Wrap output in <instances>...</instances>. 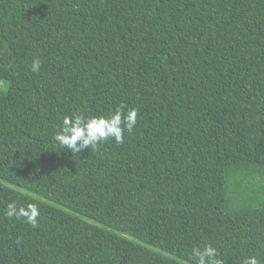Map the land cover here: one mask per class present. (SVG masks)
<instances>
[{
    "label": "trees",
    "instance_id": "obj_1",
    "mask_svg": "<svg viewBox=\"0 0 264 264\" xmlns=\"http://www.w3.org/2000/svg\"><path fill=\"white\" fill-rule=\"evenodd\" d=\"M121 106L123 143L59 150L65 115ZM205 245L264 264V0H0V264H197Z\"/></svg>",
    "mask_w": 264,
    "mask_h": 264
},
{
    "label": "clouds",
    "instance_id": "obj_2",
    "mask_svg": "<svg viewBox=\"0 0 264 264\" xmlns=\"http://www.w3.org/2000/svg\"><path fill=\"white\" fill-rule=\"evenodd\" d=\"M40 68L41 61L34 59L31 63V71L36 73ZM136 123L137 111L135 109L125 111L124 106L103 115L73 112L61 119L54 140L59 150L68 149L72 155L77 156L86 148L96 149L100 144L110 140H114L117 144L123 143L125 133H132ZM6 215L9 218L22 217L25 222L35 227L40 211L38 206L33 204L25 213H20L18 205L13 201L8 203ZM192 253L197 264H224L219 258L217 249L211 245L194 248ZM243 264H259V261L255 256H249L244 259Z\"/></svg>",
    "mask_w": 264,
    "mask_h": 264
}]
</instances>
